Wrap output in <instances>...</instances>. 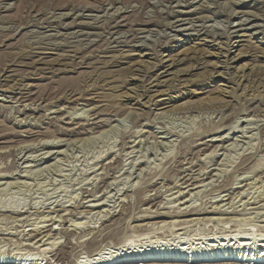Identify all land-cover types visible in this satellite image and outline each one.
<instances>
[{"label": "rangeland", "instance_id": "374dc122", "mask_svg": "<svg viewBox=\"0 0 264 264\" xmlns=\"http://www.w3.org/2000/svg\"><path fill=\"white\" fill-rule=\"evenodd\" d=\"M161 90L164 108L149 102ZM94 190L110 191L98 199L115 212L78 242L70 225L95 220ZM259 190L264 0H0V251L55 241L37 262L75 264L174 219L143 216L194 206L236 209L194 217L242 229L264 219ZM43 220L58 229L37 241L45 232L27 228ZM203 222L187 230L222 229Z\"/></svg>", "mask_w": 264, "mask_h": 264}, {"label": "bare ground", "instance_id": "6f19581e", "mask_svg": "<svg viewBox=\"0 0 264 264\" xmlns=\"http://www.w3.org/2000/svg\"><path fill=\"white\" fill-rule=\"evenodd\" d=\"M239 35H242V34H238L237 36ZM235 41H239V40H235ZM229 45L230 43L228 40V43L226 44L227 48H225L227 51H229V48H228ZM217 47H219L220 49L222 48L220 46H217ZM242 55L243 54L239 52L238 54H236V57H240ZM236 57L231 58V59L235 60ZM163 61H166V60H161V62ZM172 64H173V61H171V63H169L167 67L171 66ZM164 72H167V70H162L158 76H160ZM158 76L156 78L158 82L153 85H160V82L163 81V80H159ZM177 81L179 82L180 80H177ZM168 86H171V85H168ZM146 90L152 91L148 88ZM223 91L226 93L225 89ZM164 94H165L164 90H161L157 94L150 95L149 102L151 101L152 105L153 104L156 106L160 105L162 108L166 107V106H163L164 103H166L164 100L166 98L155 99L156 95L159 96V95H164ZM168 99H171V97H168ZM228 190L223 189L221 190V192L223 191L228 192ZM178 191L179 189L172 193H177ZM243 191L244 190L236 191V193L234 194L236 196L234 197L241 195ZM97 192L98 191L94 190L91 193V197L93 196L92 200H94L95 197H96L95 201L97 200L96 202L91 204V211L92 209L99 208L98 211L96 212L98 213L96 215V218L94 217L95 220L91 221V224L90 223L86 224L85 221L84 222L77 221L76 219H74L72 220L73 224L70 225L71 227L70 230H73L74 233L78 231L77 232L78 235L76 236L77 239L79 240L78 242L84 243L85 240L88 239V236L90 234H91V237H93L94 235L93 233H95V230L99 229L102 226L103 221H105L107 217L109 218L112 217L113 213L115 212V211L110 212L106 209H103L102 206L104 202L98 199L100 197L101 198L105 197V193H110V191L102 192V194L100 195H96ZM117 192H120V190L115 191L114 195ZM133 192H136V191L134 190ZM124 193L125 191H122L120 195ZM183 193L185 192H179V194H182L181 198H183L185 195V194L183 195ZM188 193L189 192H187V194ZM249 193L250 192H246V195H248ZM228 194L229 193L224 194V196ZM263 196H264V190H259L258 194L255 195V197H258V198L260 197L264 199ZM229 197L230 196H228V198ZM228 198H226V200H228ZM240 200L241 198L239 199V201ZM203 208L201 209L200 207L198 208L194 206L188 210L185 209V210H180V211H173L171 213L164 212V213H160L154 216H150V215L143 216L145 219L160 218V217L162 218L171 217L174 219L169 220V221L164 220V222L160 224H159L160 221H154L151 223L146 221V223L137 224L135 226L141 227V228L142 226H147L148 223H149L148 226L157 224L156 228L155 226H152V227H154L155 229H159V230L155 231V229L151 230L153 228H150L151 231L146 230L145 232H141L138 234L131 233L130 235H127L126 237L122 238L117 243L105 242L103 244H99L95 249L91 250L90 252L89 251L80 252L77 255V258H76L77 260L75 264H132V263H135V264H145V263L210 264L216 261L222 262L221 264H264V225H259L256 223V222H261V221H263L262 223H264V219L255 220L251 218L248 220V223L246 224L248 227L242 228V229L241 228L236 229L237 225L235 224V222L237 218H232L231 216H228V217L221 216V218L215 217V216L214 217L208 216V218L206 219L201 218V217L200 218L194 217L196 214H200V213H215V214H234L235 213L237 214L239 211H237L236 209L227 211L225 209L224 210L220 209V207L218 208L214 207L213 210L207 211L206 209L204 210ZM11 213L15 214L14 217L20 216L21 214L20 212H16V211L11 212ZM180 218H185V219H180ZM203 220H204L203 223L205 225L206 223L208 224V222L210 221L212 222L217 221L220 227L222 228L221 231L212 232V229H211L210 231L201 230V231H195L192 233L190 232V230L189 231L187 230V227H190L197 223H201V221ZM45 221L47 220L38 221L37 223L41 222V225L38 226L37 224V225H34L33 228H30V227L27 228V230L31 231V233L37 232L36 233L37 235H40L41 233L45 232V234H43L37 241H39L42 237H45V236H47L46 239L50 237L52 238L53 236L51 235L56 234L54 233V231H56L58 228L57 226H55V222L52 223L54 225L52 228L50 227L49 229H47V226H49V224ZM98 221L100 222L98 223ZM250 221L255 222V223H251ZM165 225H171V228H170L171 230L169 233L164 234L163 233L164 230L161 232L160 228L162 227L164 228ZM176 225L178 227L175 228L174 226ZM192 230L193 229H191V231ZM51 231H53L52 234H50ZM0 234L9 235L10 232L0 233ZM54 242H52V244H50L49 246H47V244L46 246H43V247L41 246L44 244L38 245L36 252L33 251V248H28V249L15 248L18 251L12 252L11 254L5 253L2 250L0 251V264H40V262H37L38 258L36 256L37 255L43 256L44 253L53 252ZM231 261H234V263Z\"/></svg>", "mask_w": 264, "mask_h": 264}]
</instances>
